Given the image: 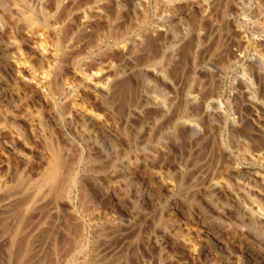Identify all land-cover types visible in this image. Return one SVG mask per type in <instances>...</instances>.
I'll list each match as a JSON object with an SVG mask.
<instances>
[{
    "label": "bare ground",
    "instance_id": "1",
    "mask_svg": "<svg viewBox=\"0 0 264 264\" xmlns=\"http://www.w3.org/2000/svg\"><path fill=\"white\" fill-rule=\"evenodd\" d=\"M123 16L134 22L115 23ZM211 37L216 65L198 61ZM188 59L187 76L208 78L209 95L190 93L180 106L151 96L149 79L173 94ZM148 111L168 123L163 139L173 144L199 148L212 126L226 134L213 142L207 186L188 190V203L152 201V187L168 197L185 175L164 146L131 158L69 151L68 134L83 129L138 147L128 119L148 125L145 141L154 134ZM237 132L262 176L231 157ZM240 189L260 207L233 198ZM212 197L223 198L220 208ZM0 249V264H264V0H0Z\"/></svg>",
    "mask_w": 264,
    "mask_h": 264
},
{
    "label": "rangeland",
    "instance_id": "2",
    "mask_svg": "<svg viewBox=\"0 0 264 264\" xmlns=\"http://www.w3.org/2000/svg\"><path fill=\"white\" fill-rule=\"evenodd\" d=\"M165 9H166V7H164ZM164 8H162V11L164 10ZM159 12L160 14H158V12H157V14L159 15V17L161 16V14H162V16L165 14V11H163V12ZM155 13V10H154V4H152L151 5V9H150V13H149V17L151 18V20L153 19L152 17H154L153 16V14ZM164 13V14H163ZM150 18L148 19V22L150 23ZM121 19V20H120ZM131 20V21H130ZM123 22L124 23H128V22H134V20L133 19H131V18H129L128 17V19H127V16H123L122 18H118L117 19V21L115 22V23H121V24H123ZM148 23V24H149ZM120 24V25H121ZM142 27V28H141ZM143 29L145 30L146 28L145 27H143V25H139V26H135V29H134V32H133V34H132V37H137L138 36V34H140L142 31H143ZM136 33V34H135ZM213 38H215L214 36H213ZM213 38L211 37L210 39H209V41H208V45L207 46H209L210 44H212V45H210V49H209V51L205 54V53H203L202 52V50L200 49V51H199V53H200V58H198V61H202L203 62V64L205 63V64H207V62H209L208 64H212V62L215 64V62L217 63V61H218V55L216 56V55H214L213 56V54H210V53H212L213 52V50L211 49L212 47H213V43H214V40H213ZM213 41V43H212V41ZM167 41H169V39L168 40H166V42ZM124 42V41H123ZM168 43V45H165L166 47H165V51L167 52V50L169 51L168 53H170V51H171V49L169 50V48L171 47V48H173V46L175 45V43H172L171 41L170 42H167ZM105 44H111V41H106L105 42ZM166 44V43H165ZM174 44V45H173ZM170 45V46H169ZM172 45V46H171ZM168 48V49H167ZM211 50H212V52H211ZM140 56V55H139ZM138 56V54H137V58H136V61L138 60V61H141V56L139 57ZM205 57V58H204ZM216 57V58H215ZM177 59H179V58H177ZM176 59V60H177ZM200 59V60H199ZM204 59V60H203ZM137 61V62H138ZM189 63V64H188ZM213 64V65H214ZM216 65V64H215ZM191 67V61L188 59V61L186 60V65H185V67H184V70H183V74H182V76L180 75L179 77H176V79H175V81H172V85H173V94H171L169 91H167V90H165L164 88H162V89H160V88H155V87H153L152 85V81L149 79V81H148V89H149V93L151 94V96H154V97H157V98H162V96L163 97H173V96H175L176 97V100H175V105H178V106H180L181 105V103H179V102H182V99L183 100H185V98L186 97H188V95L191 93V94H206V95H209V93L210 92H208L209 90H210V84H208L209 85V87H208V85H207V80H208V78H206V79H195V78H191V79H189V76H191L190 74H187V73H190V71H188V70H190V69H188V68H190ZM215 67V66H214ZM210 69V71H214V68L213 67H209ZM241 69L238 67L237 68V70H235V71H237L236 73H238L239 71H240ZM185 71V72H184ZM159 73V72H158ZM183 75H184V77H183ZM187 75H189V76H187ZM229 77V78H228ZM187 78V79H186ZM230 78H231V75H227V77L223 80V88H222V91H223V93L225 92V95H228V94H230V93H232V91H230L229 89H230ZM166 81V80H165ZM164 81V82H165ZM186 81V82H185ZM209 81V80H208ZM151 85H150V84ZM205 84H206V86H205ZM149 85H150V87H149ZM201 85V86H200ZM203 85V86H202ZM180 86V87H179ZM206 87V88H205ZM208 88H209V90H208ZM197 89V90H196ZM176 90V91H175ZM208 90V91H207ZM242 90L243 89H241V92H242ZM162 91H164V92H162ZM188 91V92H187ZM194 92V93H192V92ZM207 91V92H206ZM153 92V93H152ZM244 92V91H243ZM167 93H170L169 95L167 94ZM153 94V95H152ZM173 95V96H172ZM161 96V97H160ZM180 100V101H179ZM179 101V102H178ZM176 102H178V103H176ZM151 112L152 111H148V115H146V118L145 119H147V120H145V121H149V124H152V126H153V128H154V134H153V136H151L152 138H147L145 141H142L143 139H145L146 138V135H147V130H148V125H143V127H141L140 128V125H138L139 123L138 122H136V120H133V119H128V123H131L135 128H136V132H137V134L136 135H138L137 137V140H138V143L140 144V145H138V147H136V148H128V146H127V144H126V142H124L122 139H121V141H119L120 139H118V140H115V139H113V138H111V142L113 143L114 142V144H115V142L117 143L116 144V150H112L109 146H110V143L111 142H109L108 144L103 140V139H101V138H97V140L98 141H95V140H93L90 136H88L89 134H88V132L85 130V129H83V130H81V131H83V132H80V130L79 129H82V128H79L77 131L78 132H80V134L81 135H75V134H71V133H69L68 134V137H69V139L72 141H70V143H71V146H70V148H69V151H70V153H73V152H75V150H76V152H78V153H81V152H83V153H87L88 151H91L92 150V153H94V152H96V151H99L98 149H102V148H104V149H102V151L104 150V151H106L107 153H109L108 155H111V154H113L114 155V153L116 152V154H118L119 152H121V151H124V153H125V155L127 156V157H129V158H131L132 156H133V154H135V153H138V152H141V149H143L144 147L146 148V146L147 147H150V146H152V148L156 151L157 149V152L159 153V149H162V147L164 146L165 147V149H166V153H167V155H166V158L168 159V158H170L169 160H171V161H174V162H176V163H180L179 165H180V167L185 171V175H184V178L182 179L183 181H181V182H179V183H177V182H173V193H172V195H170V196H168V197H166V196H164V194L162 193V196H161V194L159 193V191L157 190V189H152L151 188V194H153V197H152V201L154 202V204L156 205V204H158L157 206H160L161 205V207H165V206H167V205H169L170 204V202H172V200L173 201H184V203H188L187 202V200L186 199H184L185 198V195L184 194H187V193H191L192 191L191 190H193L194 188H200V187H203V188H205L206 186H207V183H208V181H209V179H210V172L211 171H213V168L215 167V165H216V159H214V158H216L217 156L215 155L216 154V150H215V147H214V145H213V142H215V141H217L218 140V138H219V136H221L220 138H225L226 136V134H225V132L223 131V129L222 128H216V127H214V126H212L213 127V129H212V127H211V133H210V136L208 137V139L206 140V142H203V144H200L198 147L199 148H196L197 146L196 145H193L192 144V142L189 144V143H187V142H184V140L183 139H181L180 138V140H178L177 141V143H175V144H173V142L172 141H170V140H168V139H163V136L167 133V131L166 130H168L169 131V125H168V123L163 119V120H159V122H153V120H151L152 119V114H151ZM149 114L151 115V116H149ZM234 114V115H233ZM231 116H235V113H232V115ZM119 117V116H118ZM118 117H117V119H118ZM120 118H121V120H120ZM125 118L124 117H122V116H120L119 117V119L117 120V122H118V126H119V124H121L120 125V127H122V125H123V120H124ZM151 121H152V123H151ZM136 124V125H135ZM155 126V127H154ZM163 126V127H162ZM165 126V127H164ZM140 128V129H139ZM165 130V131H164ZM221 130V131H220ZM159 132V133H158ZM170 132V131H169ZM216 132V133H215ZM220 132V133H219ZM155 133H157L156 135H155ZM79 134V133H78ZM214 134V135H213ZM239 134V135H238ZM162 135V136H161ZM87 136V137H86ZM154 136H155V138H154ZM242 137L243 138V140H242V138H240V137ZM82 137V138H81ZM140 137V138H139ZM143 137H145V138H143ZM158 137V138H157ZM159 137H162V139L161 138H159ZM236 137V138H235ZM235 137H234V141L236 142V143H232V141L233 140H228L227 142H228V144L230 143V148H229V153H230V155H231V157H233V158H239L240 160H239V163H240V166L241 167H250V168H252V170L253 171H257L259 174H260V176H262V171H259V169H258V167L256 166H251L249 163H247L248 161L247 160H245V159H243V157H242V155H243V149L241 148V144H244V142H246L247 143V140L239 133V132H237L236 134H235ZM239 137V138H238ZM84 138V139H83ZM157 138V141L155 140ZM113 139V140H112ZM237 139H239L238 141H240L241 143L239 144L238 142H237ZM80 140V141H79ZM101 140H103V141H101ZM139 140H141L140 142H139ZM151 140V141H150ZM154 140V141H153ZM118 141V142H117ZM148 141V142H147ZM150 141V142H149ZM166 141V142H165ZM182 142V143H181ZM211 142H212V148H211ZM96 143V144H95ZM106 143V144H105ZM206 143H208V144H206ZM173 144V145H172ZM180 144V145H179ZM154 145V146H153ZM158 145V146H157ZM193 145V146H192ZM236 145V146H235ZM238 145H240V147H238ZM160 146V147H159ZM162 146V147H161ZM179 146V147H178ZM205 146V147H204ZM232 146V147H231ZM109 147V148H108ZM156 147V148H155ZM237 147H238V149H237ZM195 148V149H194ZM210 148H211V150H210ZM234 148V149H233ZM239 148H241V149H239ZM91 149V150H90ZM124 149V150H123ZM130 149V150H129ZM194 149V150H193ZM237 149V150H236ZM134 150H136L135 152H134ZM242 150V151H241ZM80 151V152H79ZM205 151V152H204ZM212 151H214V152H212ZM207 152V153H206ZM211 153H213V154H211ZM105 154V152L103 153V155ZM208 154V155H207ZM130 155H132V156H130ZM193 155V156H192ZM211 155H213V157L211 156ZM236 156V157H235ZM191 158V159H190ZM210 158V159H209ZM94 159H95V157H92V162L94 163L95 162V165H98V164H100L99 162L100 161H94ZM124 158H122V159H120V161H126L125 159L123 160ZM103 161V160H102ZM181 161V162H180ZM247 161V162H246ZM183 162V163H182ZM103 163V162H102ZM175 163V164H176ZM181 163L183 164V165H181ZM208 164V165H207ZM210 164H212L214 167H212V165H210ZM242 164V165H241ZM209 167V168H208ZM210 168H212V170H210ZM210 171V172H209ZM110 173V172H109ZM192 173V174H191ZM191 175V176H194V177H196V176H198L197 177V179L196 178H194V182L193 183H191L190 181H189V179H188V175ZM135 175H137V174H135ZM189 175V176H190ZM136 179H137V177H135ZM187 180H186V179ZM186 180V181H185ZM188 181V182H187ZM191 183V184H190ZM196 183V185H194ZM201 183H203L202 185H200ZM205 183V184H204ZM189 184V185H188ZM194 185V186H193ZM175 186V187H174ZM187 186V187H186ZM193 186V187H192ZM186 188V189H185ZM155 190V191H154ZM157 190V191H156ZM185 190V191H184ZM191 191V192H189V191ZM238 191H240V192H238ZM238 191H236V194L234 193L235 191L233 190V193L231 192V195H232V197L233 198H236L237 200H239L240 202H241V204L242 203H244V205L245 206H248V207H250V206H252V207H254V208H259L260 206L258 205V203L251 197V195H248V192H245L244 190H238ZM154 192V193H153ZM186 192V193H185ZM240 193V194H239ZM241 193H243V194H241ZM233 194H235L234 196H233ZM237 194H239V196L237 195ZM247 194V195H246ZM155 195V196H154ZM171 196H173V197H171ZM249 196V197H248ZM238 197L239 198H241V199H238ZM245 198V200H244V198ZM154 198V199H153ZM252 198V199H251ZM184 199V200H183ZM218 199V200H217ZM223 198H221V199H219V198H214V197H212V198H209V199H207L208 201H211V203L214 205V206H216V208H220L221 207V202H223V200H222ZM156 200V201H155ZM219 200H221V201H219ZM161 201V202H160ZM216 201V202H215ZM218 201H219V203H220V205H219V203H218ZM157 202V203H156ZM75 204V203H74ZM196 205V206H199V204L198 203H193L192 205ZM30 217V216H29ZM31 218H32V216H31ZM27 219H29V218H27ZM10 222H9V224L11 223H14V221H15V219H13L12 217H10ZM30 220V219H29ZM31 220H33V218L31 219ZM61 220V219H60ZM60 220H59V226H62V221L60 222ZM61 223V224H60ZM47 225V224H46ZM61 236V232L60 231H58V233H57V242H59L60 241V238L61 237H59V239H58V236ZM47 246H48V244H47ZM1 250V249H0ZM3 252V251H2ZM1 251H0V254L2 253ZM2 256V255H1ZM4 256V255H3ZM5 258H3L2 259V261H1V264L3 263V264H14V263H12L11 261H7L6 259L4 260ZM90 261V258L88 259V257L86 258V262L88 263Z\"/></svg>",
    "mask_w": 264,
    "mask_h": 264
}]
</instances>
